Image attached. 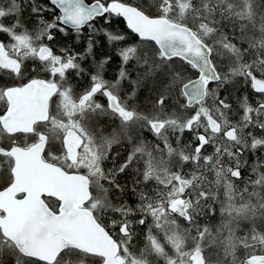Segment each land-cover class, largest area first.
Listing matches in <instances>:
<instances>
[{
  "label": "snow or ice",
  "instance_id": "1",
  "mask_svg": "<svg viewBox=\"0 0 264 264\" xmlns=\"http://www.w3.org/2000/svg\"><path fill=\"white\" fill-rule=\"evenodd\" d=\"M0 264H264V0H0Z\"/></svg>",
  "mask_w": 264,
  "mask_h": 264
}]
</instances>
